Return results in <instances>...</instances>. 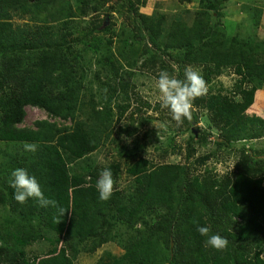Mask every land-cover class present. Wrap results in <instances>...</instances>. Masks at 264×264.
<instances>
[{"label": "trees", "instance_id": "16d2710c", "mask_svg": "<svg viewBox=\"0 0 264 264\" xmlns=\"http://www.w3.org/2000/svg\"><path fill=\"white\" fill-rule=\"evenodd\" d=\"M147 1L0 0V264H74L79 254L109 242L124 252L105 251L96 264H264V147L235 145L243 141L244 122L256 121L246 112L264 85V37H242L216 24L226 0H200L191 24L158 10L141 12ZM103 10L110 18L82 23ZM252 10L260 18L259 7ZM116 11L126 24L119 30L110 21ZM93 64L100 66L94 73L100 102L86 91ZM189 65L209 87L193 107L195 118L204 116L210 128L198 138L192 133L185 147L174 145L184 161L156 162L139 152L142 123L136 116L144 108L165 116L167 109L143 99L133 83L135 70L146 68L156 77L167 70L184 79ZM227 71L236 75L234 85L216 86ZM28 105L71 124L38 119L34 127H22ZM212 132L216 149L195 159L196 146L210 142ZM114 134L137 145L107 164L78 169L80 159ZM25 142L37 144V151L26 152ZM221 150H235L232 169L219 174L198 167ZM16 168L35 176L45 196L68 212L60 216L31 198L18 203L10 186ZM104 168L115 180L107 201L95 186ZM194 220L226 237L227 248H206ZM42 241L49 243L44 252L26 251Z\"/></svg>", "mask_w": 264, "mask_h": 264}, {"label": "rangeland", "instance_id": "374dc122", "mask_svg": "<svg viewBox=\"0 0 264 264\" xmlns=\"http://www.w3.org/2000/svg\"><path fill=\"white\" fill-rule=\"evenodd\" d=\"M200 0L192 1H181V0H148L146 5L140 6V11L148 14H152L156 10L165 13L170 19L184 20L191 24L195 12L199 8ZM60 6V5H59ZM222 10H220V15L217 13L214 16L216 24H222L228 32L237 34L242 37L253 38L254 40L259 37H264V0H226L222 5ZM255 7H259L261 13L258 16H253L251 11L254 12ZM106 10H103L99 14H90L86 19L82 20L85 25L91 24L92 21L99 22L102 18H110L107 16ZM258 19V23H254L253 19ZM108 20V19H107ZM115 23L116 29L125 24L123 16L116 11L114 17L110 20ZM109 22H107L108 24ZM126 25V24H125ZM258 25V26H256ZM102 36H110L111 33H106L102 31L98 33ZM115 44L118 45L117 40H114ZM84 58L86 60L95 62V58L90 53H84ZM140 64V62L138 63ZM99 69L98 64L91 65L89 70V80L87 85V95L90 97L92 94L96 97V101H101L102 97L100 95V85L98 84V79L95 78L94 73L96 69ZM135 77L133 83L136 86V90L139 91L143 99L149 101L152 105L159 102V93L156 87L157 77L146 68H138L135 70ZM103 72V71H102ZM105 76V74H104ZM103 78H106V76ZM236 81V75L227 71L225 74L218 77L214 84L216 86L224 85L227 88H231ZM207 86V85H206ZM209 87L207 86V89ZM264 85L259 91H264ZM257 92V93H258ZM92 93V94H91ZM90 95V96H89ZM257 96V94H256ZM257 105L254 103L246 112L248 117H256V121H247L246 131L243 132L241 139L243 141L237 142L235 145L237 147L246 143L247 146L264 147V92L260 93L256 99ZM136 104V102H135ZM26 116L24 121L19 124L20 126L34 127L35 121L38 119H48L50 121L57 122L60 125H70V120H62L61 118H54L49 116V114L42 108L28 105L26 106ZM168 111H165V116L158 110L153 108H144L141 114H138L137 123H142L141 130L139 131L137 137L139 144V152L146 153L149 157L154 158L156 162L167 161V162H181L184 161V154L174 153V145H182L185 147L187 145L188 139L192 132V124H187L185 121L181 125H177L176 122L167 116ZM128 116V115H127ZM262 118V120H261ZM261 120V121H260ZM129 121L128 117L122 118V122ZM196 124L199 126V135L208 131L210 128L203 116L199 120L196 119ZM263 125V126H262ZM263 127V128H261ZM260 128V129H257ZM262 134H259L262 132ZM256 131L257 134L256 135ZM259 131V133H258ZM145 135V137H144ZM216 133L212 132L210 137V142L206 145H197L196 158L206 155L208 152L216 149L214 140L216 139ZM119 140V141H117ZM137 144L133 138H128L126 136H118L116 134L112 135V138L105 143V145L89 154L83 159L78 161V169L85 167H92L97 163L102 165L107 164L114 157H119L120 153H126L130 149L135 148ZM123 147V148H122ZM122 148V150H120ZM221 150L218 157H212L208 159L204 164L198 165V167H210L214 168L219 174H223L228 170L232 169L236 161L235 150ZM127 175L122 174L121 183L126 185ZM49 247L48 241L35 242L33 245L26 247V251L29 254H35L44 252ZM105 251H111L114 254L120 255L124 250L116 242H109L103 245L94 253H81L79 254L76 262L74 264H96L97 260Z\"/></svg>", "mask_w": 264, "mask_h": 264}, {"label": "clouds", "instance_id": "9594fccd", "mask_svg": "<svg viewBox=\"0 0 264 264\" xmlns=\"http://www.w3.org/2000/svg\"><path fill=\"white\" fill-rule=\"evenodd\" d=\"M156 87L161 108L169 110L171 118L178 126L185 119H192L194 101L207 93L206 81L200 72L191 65L185 67L184 79L171 75L167 70H160L157 74ZM23 148L26 152L35 153L38 145L25 142ZM10 186L15 190L14 199L20 204L31 198L36 200L41 207L57 208L60 216H64L68 212L64 208L58 207L57 201L46 197L37 178L29 175L24 168H16L11 172ZM95 186L102 201H107L112 197L115 180L111 169H102ZM193 222L197 224L198 233L207 238L204 241L206 248L211 247L217 251L227 248L229 240L226 237L218 233L212 234L210 227L201 226L195 220Z\"/></svg>", "mask_w": 264, "mask_h": 264}, {"label": "water", "instance_id": "95a60500", "mask_svg": "<svg viewBox=\"0 0 264 264\" xmlns=\"http://www.w3.org/2000/svg\"><path fill=\"white\" fill-rule=\"evenodd\" d=\"M190 122L192 124V132L198 138L199 137V126L196 124V118L194 115V107H193L192 119L190 120Z\"/></svg>", "mask_w": 264, "mask_h": 264}, {"label": "crops", "instance_id": "0c3cea01", "mask_svg": "<svg viewBox=\"0 0 264 264\" xmlns=\"http://www.w3.org/2000/svg\"><path fill=\"white\" fill-rule=\"evenodd\" d=\"M264 90V89H263ZM264 91H259L258 93H256L257 94V96H256V99H257V97H258V95L260 94V93H263Z\"/></svg>", "mask_w": 264, "mask_h": 264}]
</instances>
